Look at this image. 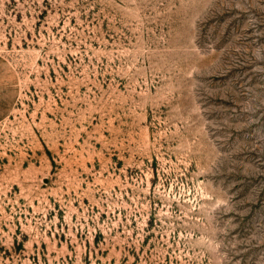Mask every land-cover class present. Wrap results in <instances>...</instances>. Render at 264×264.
<instances>
[{"label":"rangeland","instance_id":"rangeland-1","mask_svg":"<svg viewBox=\"0 0 264 264\" xmlns=\"http://www.w3.org/2000/svg\"><path fill=\"white\" fill-rule=\"evenodd\" d=\"M0 264H264V0H0Z\"/></svg>","mask_w":264,"mask_h":264}]
</instances>
